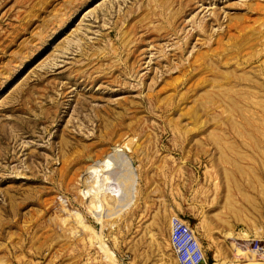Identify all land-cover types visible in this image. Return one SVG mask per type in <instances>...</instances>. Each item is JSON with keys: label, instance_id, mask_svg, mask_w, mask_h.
<instances>
[{"label": "rangeland", "instance_id": "374dc122", "mask_svg": "<svg viewBox=\"0 0 264 264\" xmlns=\"http://www.w3.org/2000/svg\"><path fill=\"white\" fill-rule=\"evenodd\" d=\"M174 215L210 263L264 239V0H0V264H179Z\"/></svg>", "mask_w": 264, "mask_h": 264}, {"label": "built area", "instance_id": "2783aa9c", "mask_svg": "<svg viewBox=\"0 0 264 264\" xmlns=\"http://www.w3.org/2000/svg\"><path fill=\"white\" fill-rule=\"evenodd\" d=\"M170 243L179 264H214L192 226L176 215L171 218ZM237 244L236 257L226 264H264V239L247 234Z\"/></svg>", "mask_w": 264, "mask_h": 264}, {"label": "bare ground", "instance_id": "6f19581e", "mask_svg": "<svg viewBox=\"0 0 264 264\" xmlns=\"http://www.w3.org/2000/svg\"><path fill=\"white\" fill-rule=\"evenodd\" d=\"M128 159L126 156L123 157V163L125 165V170L121 173H116L114 175L108 174L107 173L108 170H106V168H108L109 165H111V164L109 163L110 161L106 160V161H96V162H94V164L89 165L88 170H87V175H83L82 179L85 178L87 180V182L90 183L88 190L86 192H84V194L86 193V195H85L86 197L89 195L88 196L89 198L87 199L86 203H88V205L92 209V211L96 212L95 215L98 216V219H99V217H102L101 218V220H102L103 216H109L110 217L111 215H116V214L120 213V211H122L123 209L129 207L127 204L130 205L129 201H130L131 196H132L131 195L129 197L130 193L128 195L129 199H128V197H127V199H126V197L125 198H120V197L118 198V196L116 194L111 193V191H113V187L115 186L116 183L121 184L125 187H129V186L133 187L134 186L132 184H133V182L135 183L136 179H134L135 176H134L133 171H132L133 169L130 168L131 165L130 166L128 165V164H130V162L128 163V161H127ZM115 198H117V199H115ZM109 202H112V203L108 204L107 209L104 212L103 211L104 209H102L103 204L106 205ZM103 221H105V220L103 219ZM258 231H260V230H258ZM227 235H228L227 237H231L230 236L231 234L229 232L227 233ZM238 237H240V236H237V237L235 236L234 239L237 240ZM244 237H245V235H244ZM235 240H233V241L235 242ZM236 242H238V241H236ZM236 242H235V244H236ZM103 249L106 250V247H103ZM227 262H229V261H223L221 263H214V264H226Z\"/></svg>", "mask_w": 264, "mask_h": 264}]
</instances>
